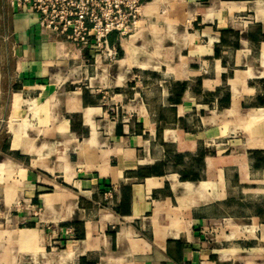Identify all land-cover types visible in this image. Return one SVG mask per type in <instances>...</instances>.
I'll use <instances>...</instances> for the list:
<instances>
[{
    "label": "crops",
    "instance_id": "0c3cea01",
    "mask_svg": "<svg viewBox=\"0 0 264 264\" xmlns=\"http://www.w3.org/2000/svg\"><path fill=\"white\" fill-rule=\"evenodd\" d=\"M110 42L0 0V264H264V0H146Z\"/></svg>",
    "mask_w": 264,
    "mask_h": 264
},
{
    "label": "built area",
    "instance_id": "2783aa9c",
    "mask_svg": "<svg viewBox=\"0 0 264 264\" xmlns=\"http://www.w3.org/2000/svg\"><path fill=\"white\" fill-rule=\"evenodd\" d=\"M146 0H18L36 14L41 28L66 33L94 58L114 61L118 48L110 35L132 33ZM70 234V229L66 230Z\"/></svg>",
    "mask_w": 264,
    "mask_h": 264
}]
</instances>
